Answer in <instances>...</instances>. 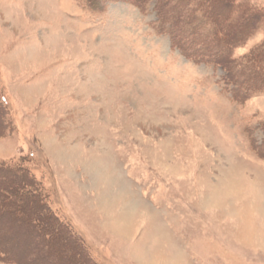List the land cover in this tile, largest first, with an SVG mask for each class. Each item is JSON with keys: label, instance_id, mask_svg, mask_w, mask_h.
<instances>
[{"label": "rangeland", "instance_id": "1", "mask_svg": "<svg viewBox=\"0 0 264 264\" xmlns=\"http://www.w3.org/2000/svg\"><path fill=\"white\" fill-rule=\"evenodd\" d=\"M138 1L0 0V164L81 242L0 169V247L19 264H264V0Z\"/></svg>", "mask_w": 264, "mask_h": 264}, {"label": "trees", "instance_id": "2", "mask_svg": "<svg viewBox=\"0 0 264 264\" xmlns=\"http://www.w3.org/2000/svg\"><path fill=\"white\" fill-rule=\"evenodd\" d=\"M135 1L136 2H139L138 0H135ZM258 18H261V16H258ZM239 22L240 21L237 20L232 26L234 28L236 26L238 27L239 25H241V23H239ZM221 29L223 31L229 30V28L227 27V25L221 26L220 30ZM234 35H236V33ZM246 35H247V30H246V32L244 34H241L239 37H237L238 35H236L235 36L236 39L234 38L233 35H231L230 37H228V36H226V38L224 37L223 38L224 39L223 41L226 42V40H227L228 43H231V44H229V46L232 47V45H234V44H241L242 40L244 39V37ZM170 38L172 40V46L178 48L181 52H184L185 57H187L186 52H187L188 47L190 48V46H186L185 44L182 43V40L178 39L177 37L175 38V36L170 37ZM203 55L201 54V56L199 55V57L201 59H207L208 58L206 62H209L210 60H212V57H213V60H212L213 63H216V64L220 65L221 67H225L226 66V63L225 62H222L223 57H225L226 55L225 56H222V57H220V56L218 57V55H207V56H205V58L203 57ZM258 56H261V54L258 53V55H255L254 58H256V59H254V58L253 59H250V62L255 63V61L257 60V57ZM196 57H197V54L194 55V58L193 59L194 60H197ZM222 64H223V66H222ZM0 102L1 103H4L3 102V98L0 100ZM2 162L3 161H0V163H2ZM11 167L12 166H10V165L7 166V165L0 164V169H2V172L7 173L8 176L12 177V181L9 180V179H7V182H10L11 181L10 183L14 185V188L15 189H17L20 186H22L23 189L20 190L21 191L20 192V195H22L27 200L29 199L30 204H33L34 205V203H36V204L39 203V205L41 207V210H42V213H40V214L38 213V216H34V218L35 217L36 218L37 217H40V219H41V217H42L44 219L45 218L48 219V222L53 225L54 229L57 232H59L61 234H64V235H69V238L71 239V241H73L76 245H78V244L81 245V242L80 241H77L76 237L73 234H71V231H68L59 221H57V220L54 219V216H52V214L50 213V210L46 206L45 202L43 201V198H41L40 191L37 190V184L35 183L34 179L30 175H27L26 174L27 175L26 176L24 173H21L20 174L19 172L13 171L15 169H12L13 167L12 168ZM12 189H13V187H12ZM26 189H31L32 191H29V190H26ZM32 213H31V215H32ZM28 218H29V216H27V219ZM36 221L39 222L38 218H37ZM81 248H82L83 253H87L86 250L83 247H81ZM88 259H89V261H86L87 264H94V262H92V260L89 257H88ZM0 261H6L7 263L19 264V262L16 260V257H11V255L8 254V253L6 254V252H4V250L2 249V247H0ZM86 263H84V264H86Z\"/></svg>", "mask_w": 264, "mask_h": 264}]
</instances>
